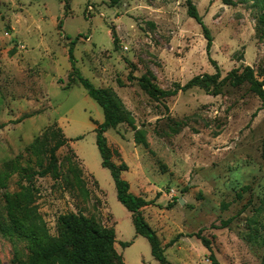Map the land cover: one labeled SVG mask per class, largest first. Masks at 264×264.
Listing matches in <instances>:
<instances>
[{
  "label": "rangeland",
  "instance_id": "374dc122",
  "mask_svg": "<svg viewBox=\"0 0 264 264\" xmlns=\"http://www.w3.org/2000/svg\"><path fill=\"white\" fill-rule=\"evenodd\" d=\"M192 1L213 36L211 57L188 0H0V264H28L34 238L65 243L68 213L115 230L114 264H160L102 166V108L81 84L66 88L73 68L129 114L105 136L131 191L153 202L142 214L168 261L264 264L257 95L243 84L155 100L129 77L169 90L215 74L212 59L222 77L250 66L264 80V0ZM53 148L57 166L42 175Z\"/></svg>",
  "mask_w": 264,
  "mask_h": 264
},
{
  "label": "trees",
  "instance_id": "16d2710c",
  "mask_svg": "<svg viewBox=\"0 0 264 264\" xmlns=\"http://www.w3.org/2000/svg\"><path fill=\"white\" fill-rule=\"evenodd\" d=\"M121 1L111 0V4L115 6ZM224 3L231 4L229 0H224ZM188 15L201 26L207 40V54L211 57L213 36L192 0H188ZM112 34L116 44L117 36L114 29H112ZM75 42L74 40L71 44L74 45ZM69 59L72 63L74 62L72 46L69 48ZM211 62L216 69L215 74L196 76L185 85L175 84L169 90H160L145 76L136 78L130 75L129 77L130 80H136L146 94L155 100L175 96L179 91H187L193 87H199L213 95H218L226 85L237 87L248 84L259 98L261 107L264 108V80H259L256 77L252 67L244 66L222 77L216 61L211 59ZM75 82L81 84L103 110L104 122L97 125L95 129L96 143L102 158V166L111 172L118 200L131 213L136 234L149 240L153 257L160 264H171L166 258L165 249L156 232L149 226L142 214L143 208L153 202L131 191L130 183L122 177V172L127 171L129 167L125 162L118 164L113 161V151L105 136L108 130L116 129L119 124L127 122L129 116L127 110L115 92L96 87L89 79L83 77L76 68H73L68 76L66 88L71 87ZM56 166V148H53L50 163L42 175L48 174ZM60 222L64 229L65 243L58 239L45 241L42 238H34V249L28 264H114V260L121 258L115 250L116 232L114 229H101L95 221L81 213L61 215ZM202 241L204 246L211 250L209 240L202 238ZM120 244L122 247H128L132 243L121 242ZM210 257L214 264H218L213 254Z\"/></svg>",
  "mask_w": 264,
  "mask_h": 264
}]
</instances>
